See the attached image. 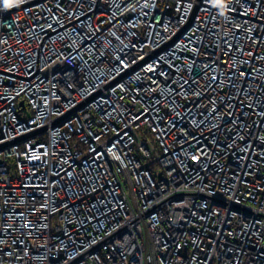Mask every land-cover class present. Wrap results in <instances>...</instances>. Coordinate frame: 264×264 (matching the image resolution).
Segmentation results:
<instances>
[{
  "label": "built area",
  "instance_id": "obj_1",
  "mask_svg": "<svg viewBox=\"0 0 264 264\" xmlns=\"http://www.w3.org/2000/svg\"><path fill=\"white\" fill-rule=\"evenodd\" d=\"M0 264H264V0H0Z\"/></svg>",
  "mask_w": 264,
  "mask_h": 264
}]
</instances>
